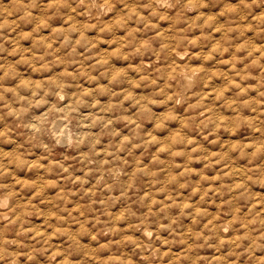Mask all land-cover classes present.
<instances>
[{"label": "clouds", "instance_id": "clouds-1", "mask_svg": "<svg viewBox=\"0 0 264 264\" xmlns=\"http://www.w3.org/2000/svg\"><path fill=\"white\" fill-rule=\"evenodd\" d=\"M0 264H264V0H0Z\"/></svg>", "mask_w": 264, "mask_h": 264}]
</instances>
